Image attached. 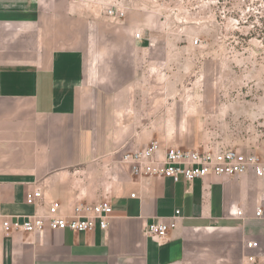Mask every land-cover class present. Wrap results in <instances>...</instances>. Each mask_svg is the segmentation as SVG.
<instances>
[{
	"label": "crops",
	"instance_id": "1",
	"mask_svg": "<svg viewBox=\"0 0 264 264\" xmlns=\"http://www.w3.org/2000/svg\"><path fill=\"white\" fill-rule=\"evenodd\" d=\"M74 4L0 0V264L240 263L245 241L258 236V205L249 199L261 178L132 176L120 155L148 144L132 108L143 100L144 78L104 63L128 50L97 49L89 16ZM35 189L43 194L37 206L25 200ZM101 201L113 207L107 229L7 233L2 225L53 202L70 215L77 202ZM237 207L243 218L232 214ZM177 209L165 237L145 233Z\"/></svg>",
	"mask_w": 264,
	"mask_h": 264
},
{
	"label": "rangeland",
	"instance_id": "2",
	"mask_svg": "<svg viewBox=\"0 0 264 264\" xmlns=\"http://www.w3.org/2000/svg\"><path fill=\"white\" fill-rule=\"evenodd\" d=\"M73 2L89 16L97 49L128 50L108 53L104 63H119L129 80L144 78L143 100L132 108L147 143L239 148L264 158V0ZM110 8L125 16L111 18ZM253 199L264 208V179ZM255 222L257 264H264V215Z\"/></svg>",
	"mask_w": 264,
	"mask_h": 264
},
{
	"label": "built area",
	"instance_id": "3",
	"mask_svg": "<svg viewBox=\"0 0 264 264\" xmlns=\"http://www.w3.org/2000/svg\"><path fill=\"white\" fill-rule=\"evenodd\" d=\"M108 15L111 18L125 16L120 8H110ZM141 32L136 38L141 39ZM196 44L199 39L194 41ZM120 161L127 164L134 177L156 176L170 178L174 182L183 180L192 182L198 178L209 175L220 177H235L252 173L257 178L264 179V158L254 151H243L239 148H210L193 149L180 146L162 147L158 140H152L143 148L123 149ZM43 197L40 189L28 191L25 196L26 203L37 206ZM61 204L51 203L45 211L34 212L23 216H7L2 225L7 233L10 232H42L45 227L52 230H72L74 232H87L97 226L107 229L112 216L113 207L109 201L99 203L77 202L70 215L60 213ZM181 211L177 209L169 222L152 221L147 224L145 233L149 236L165 237L177 227V218ZM232 214L243 218L242 208L232 210ZM264 215V208L257 206L255 216ZM261 248L258 240H247L244 243L245 253L239 264H257L258 251Z\"/></svg>",
	"mask_w": 264,
	"mask_h": 264
}]
</instances>
